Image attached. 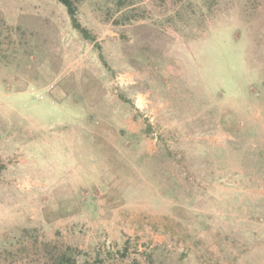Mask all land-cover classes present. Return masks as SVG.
<instances>
[{"label": "rangeland", "instance_id": "374dc122", "mask_svg": "<svg viewBox=\"0 0 264 264\" xmlns=\"http://www.w3.org/2000/svg\"><path fill=\"white\" fill-rule=\"evenodd\" d=\"M75 3L0 0V264H264V0Z\"/></svg>", "mask_w": 264, "mask_h": 264}, {"label": "trees", "instance_id": "16d2710c", "mask_svg": "<svg viewBox=\"0 0 264 264\" xmlns=\"http://www.w3.org/2000/svg\"><path fill=\"white\" fill-rule=\"evenodd\" d=\"M57 1L60 4H62L64 7H66L67 12L73 22L74 28L78 32H80L85 39H89L95 42L96 41L95 38L92 37L89 31L83 28L82 25L77 20L78 7L75 3V0H57ZM56 264H78L74 259V251L71 248L64 251L57 260Z\"/></svg>", "mask_w": 264, "mask_h": 264}]
</instances>
